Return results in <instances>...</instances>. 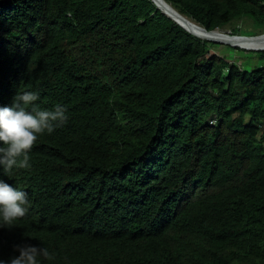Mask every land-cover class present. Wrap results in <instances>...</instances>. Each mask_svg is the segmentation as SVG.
<instances>
[{
	"label": "trees",
	"instance_id": "16d2710c",
	"mask_svg": "<svg viewBox=\"0 0 264 264\" xmlns=\"http://www.w3.org/2000/svg\"><path fill=\"white\" fill-rule=\"evenodd\" d=\"M164 1L207 31L264 27V0ZM216 44L152 0H0V107L32 91L68 115L29 169L0 167L30 201L0 259L264 264V50L243 69Z\"/></svg>",
	"mask_w": 264,
	"mask_h": 264
},
{
	"label": "clouds",
	"instance_id": "9594fccd",
	"mask_svg": "<svg viewBox=\"0 0 264 264\" xmlns=\"http://www.w3.org/2000/svg\"><path fill=\"white\" fill-rule=\"evenodd\" d=\"M37 92L17 93L11 106L0 107V167L5 174L13 169L31 167L29 153L38 138L51 135L68 121L67 108L55 104L43 109L37 103ZM30 201L26 191L0 179V227H11L28 212ZM19 255L0 259V264H43L51 258L46 247L16 245Z\"/></svg>",
	"mask_w": 264,
	"mask_h": 264
},
{
	"label": "rangeland",
	"instance_id": "374dc122",
	"mask_svg": "<svg viewBox=\"0 0 264 264\" xmlns=\"http://www.w3.org/2000/svg\"><path fill=\"white\" fill-rule=\"evenodd\" d=\"M237 28L240 32H236L235 34H231V32L234 30V28ZM221 33H226L229 35H244L249 36L252 34L254 35H261L264 33V27H256L252 20L249 18H242L234 21L230 25H228L226 28L222 30H217ZM239 33V34H238ZM235 47V48H234ZM213 51L218 53L219 55L225 56V58L237 62L238 65L242 66L243 69H249L252 64H260L262 61H259L255 57V53L251 51H257V50H264V49H248V48H242V47H236L228 44H216L212 48Z\"/></svg>",
	"mask_w": 264,
	"mask_h": 264
},
{
	"label": "water",
	"instance_id": "95a60500",
	"mask_svg": "<svg viewBox=\"0 0 264 264\" xmlns=\"http://www.w3.org/2000/svg\"><path fill=\"white\" fill-rule=\"evenodd\" d=\"M154 2V4L163 12L165 13L168 17H170L172 20H174L177 24H179L181 27H183L185 30H187L188 32H190L191 34L199 37V38H203L205 40L211 41V42H215V43H219V44H228V45H232V46H236V47H240L238 45L233 44L231 41L232 40H246V41H261L264 40V33L261 35H252V36H244V35H229L226 33H221L219 34L220 36H218L217 30L215 31H207L206 29H204L203 27L195 24V26H197V28L199 29L200 32H196L192 29H190L188 26H186L181 20H189L187 18H185L184 16L180 15L176 10H174L170 5H168L164 0H152ZM166 5V8L165 6ZM192 22V21H191ZM264 49V48H262ZM256 50V49H253Z\"/></svg>",
	"mask_w": 264,
	"mask_h": 264
},
{
	"label": "bare ground",
	"instance_id": "6f19581e",
	"mask_svg": "<svg viewBox=\"0 0 264 264\" xmlns=\"http://www.w3.org/2000/svg\"><path fill=\"white\" fill-rule=\"evenodd\" d=\"M166 8V5H164ZM167 9V8H166ZM186 26H188L190 29L196 31V32H200L199 29L197 28V26H195V24L189 20L185 21V20H181ZM218 36H220L219 34H221L219 31H217L216 33ZM233 44L238 45L242 48H248V49H262L264 48V40L261 41H246V40H232L231 41Z\"/></svg>",
	"mask_w": 264,
	"mask_h": 264
},
{
	"label": "built area",
	"instance_id": "2783aa9c",
	"mask_svg": "<svg viewBox=\"0 0 264 264\" xmlns=\"http://www.w3.org/2000/svg\"><path fill=\"white\" fill-rule=\"evenodd\" d=\"M211 123H213V124H214V123H215V120L211 121Z\"/></svg>",
	"mask_w": 264,
	"mask_h": 264
}]
</instances>
